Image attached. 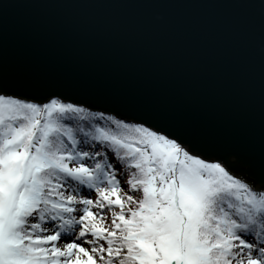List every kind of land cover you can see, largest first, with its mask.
<instances>
[{
    "label": "water",
    "instance_id": "1",
    "mask_svg": "<svg viewBox=\"0 0 264 264\" xmlns=\"http://www.w3.org/2000/svg\"><path fill=\"white\" fill-rule=\"evenodd\" d=\"M0 96L142 126L264 192V0H0Z\"/></svg>",
    "mask_w": 264,
    "mask_h": 264
},
{
    "label": "rangeland",
    "instance_id": "2",
    "mask_svg": "<svg viewBox=\"0 0 264 264\" xmlns=\"http://www.w3.org/2000/svg\"><path fill=\"white\" fill-rule=\"evenodd\" d=\"M4 110L0 106V113ZM124 126L117 133L128 134L126 140L111 141L128 154L126 169L114 163L106 176L115 181L105 183L101 173L90 178V165L66 164L72 174L70 184L81 181V186L69 189L54 183L61 204L54 208L60 216L51 221L37 216L42 200L35 196L41 192L37 179L46 172L48 157L41 145L28 146L16 129L4 132L0 264H171L178 255L184 256V264H211L213 247L217 249L213 253L224 255L218 264H264L263 244L255 246L251 241V253L238 250L233 237L202 221L214 165H209L208 172L177 144L152 133L143 138L133 127ZM101 131L98 127L97 133ZM106 156V163L113 164L111 155ZM131 171L137 174L128 179ZM236 198L233 210L241 212L245 193L239 192ZM253 204L257 212H264V197ZM27 223L46 224L36 233Z\"/></svg>",
    "mask_w": 264,
    "mask_h": 264
},
{
    "label": "trees",
    "instance_id": "3",
    "mask_svg": "<svg viewBox=\"0 0 264 264\" xmlns=\"http://www.w3.org/2000/svg\"><path fill=\"white\" fill-rule=\"evenodd\" d=\"M0 106L5 109L0 113V153L4 132L8 133L12 129H16L19 134L23 135L22 138L26 139L28 146L41 145V152L59 165L68 162L71 164L82 162L83 158H79V154L90 156L91 159L87 161L88 163L96 162L100 153L111 155L113 162L109 165L111 167L116 163L126 169L124 166L128 165L125 161L128 154L119 151L115 147V143L111 141L112 138L126 140L128 134L117 133L119 128L125 127V124L112 117L97 115L61 101H52L46 106H33L0 97ZM49 106L54 107L49 110ZM129 126L133 127L131 130H135L143 138L150 135V132L143 127ZM46 127H50L51 131L47 132ZM96 127H101L104 134L98 136L95 131ZM193 159L191 158V161H195ZM196 161L209 172V164L200 160ZM139 163L135 162L134 164L139 166ZM212 165H214L215 171L209 177L210 188L207 197L204 198L201 219L207 227L218 228L221 232L234 237L236 249L251 253L250 250L254 247L255 240L258 241L256 243L264 242V212H257L253 204L260 194L229 176L221 166ZM135 174L137 171L129 172L128 179ZM44 177L48 183H51V187L54 186L52 182L57 179L62 185L65 183L64 185L70 187V184H67V175L60 173L54 167H49V171L45 172ZM110 181L114 183L115 180L111 178ZM240 191H245L246 194L241 212L233 210L235 197ZM53 193L56 195L58 192L55 190ZM38 230L37 226L31 225V231L38 232ZM211 250V264H218L224 255L213 253L217 251L215 247ZM229 254L233 256L230 251Z\"/></svg>",
    "mask_w": 264,
    "mask_h": 264
},
{
    "label": "bare ground",
    "instance_id": "4",
    "mask_svg": "<svg viewBox=\"0 0 264 264\" xmlns=\"http://www.w3.org/2000/svg\"><path fill=\"white\" fill-rule=\"evenodd\" d=\"M62 214H67V212H63ZM31 219H32V217H31ZM31 219H30V220H31ZM30 220H29V222H30Z\"/></svg>",
    "mask_w": 264,
    "mask_h": 264
}]
</instances>
